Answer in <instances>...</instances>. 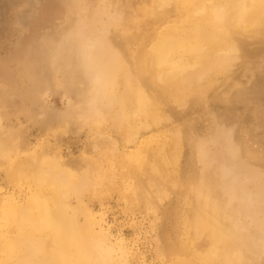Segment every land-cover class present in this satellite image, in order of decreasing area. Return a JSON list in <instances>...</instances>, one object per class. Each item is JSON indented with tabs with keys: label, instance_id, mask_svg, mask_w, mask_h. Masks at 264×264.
Returning a JSON list of instances; mask_svg holds the SVG:
<instances>
[{
	"label": "rangeland",
	"instance_id": "rangeland-1",
	"mask_svg": "<svg viewBox=\"0 0 264 264\" xmlns=\"http://www.w3.org/2000/svg\"><path fill=\"white\" fill-rule=\"evenodd\" d=\"M153 10L145 0H0V123L17 133L20 160L40 158L46 167L52 165L57 180L73 188L66 202L78 224L110 245L117 262L175 264L186 258L182 221L193 195L189 187L202 172L213 176L214 171L220 182L218 196L232 202L228 213L237 214L234 219L250 237H244L250 248L245 249L246 260L264 264V33L233 34L236 58L226 73L216 76L214 86L206 94L199 95L196 89L176 95L136 60L140 46L156 36L162 23L179 24L176 3ZM98 28L102 41L166 114L159 125L140 129L135 142L125 143V127L116 130L110 123L94 121L92 115L79 119L76 114L75 119L69 109L79 88L75 82L82 80L79 64L86 49L79 45L86 39H80V33L89 36ZM201 80L199 85L206 84L204 77ZM121 82L116 80L115 86ZM146 140L155 148L173 151L174 146L179 154L181 186L170 191L155 214H149L140 195H132L136 148ZM11 163L0 159V258L2 244L15 229L8 224L7 212L37 189L32 180L14 181ZM225 165L228 169L222 171ZM208 246L200 240L192 250L203 256Z\"/></svg>",
	"mask_w": 264,
	"mask_h": 264
},
{
	"label": "bare ground",
	"instance_id": "bare-ground-1",
	"mask_svg": "<svg viewBox=\"0 0 264 264\" xmlns=\"http://www.w3.org/2000/svg\"><path fill=\"white\" fill-rule=\"evenodd\" d=\"M145 1L150 2L154 10L175 3L181 10L179 24L170 20L173 24L162 23L156 36L144 42L136 54V60L151 72L153 79L176 95L192 93L196 89L199 95L206 94L214 86L218 81L216 76L224 74L236 58L238 48L231 38L233 34L264 33V0ZM96 30L89 36L85 33V37L84 33H80L83 34L80 39L86 41L79 47L86 51L83 52L85 57L79 55L83 73L82 80L75 82L79 88L75 100L69 105V109L73 108L71 115L74 113L75 119L76 116L81 119L92 115L94 121L110 123L116 130L125 127V143L135 142L140 129L149 128L151 123L158 124L166 114L162 115L158 103L141 87L142 82L140 84L120 57L102 41L98 35L100 28L99 32ZM202 77L206 80L203 86L199 85ZM120 78L121 85L115 86ZM33 115L37 117L36 112ZM169 148L159 145L155 148L148 140L136 148L138 155L133 161H137V174L130 171L135 183L131 185L134 188L132 195L142 197L149 214H155L159 203L180 184L177 178L178 148L173 146V151ZM18 152L17 133L11 128L4 129L0 123V159L12 162L10 170H7L14 181L32 180L37 187L22 205L17 207L13 204L6 214L10 220L8 224L17 231L14 229L10 239L2 244L4 256L0 258V264H121L114 259L110 245H105L102 239L98 241L86 225L78 224L73 208L66 202L68 193L73 189L70 184L68 187L62 177L59 178L61 180L55 178L51 172L52 165L46 167L43 160L29 155V158L20 160ZM227 169L226 165L222 167V171ZM208 173L202 172L189 187L193 189V195L188 198L189 209L182 221L185 226L183 246L189 254L175 264H249L245 258L248 246L244 232L247 230L238 219H234L238 218L237 214H229L232 202L225 201L226 197L221 196L223 202L218 196L220 182L215 179V172H212L213 176ZM153 216L155 223L157 216ZM200 240L209 245L208 253L203 256L192 250V245Z\"/></svg>",
	"mask_w": 264,
	"mask_h": 264
}]
</instances>
